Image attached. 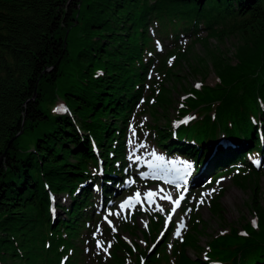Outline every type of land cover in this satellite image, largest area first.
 Returning <instances> with one entry per match:
<instances>
[{
	"label": "trees",
	"instance_id": "trees-1",
	"mask_svg": "<svg viewBox=\"0 0 264 264\" xmlns=\"http://www.w3.org/2000/svg\"><path fill=\"white\" fill-rule=\"evenodd\" d=\"M152 32L168 41L163 51L155 46ZM225 40L232 47L229 55L221 52L229 51ZM197 43L203 50L194 52ZM69 63L76 66L68 69ZM63 69L69 78L58 88ZM150 71L156 85L149 94L156 103L149 129L160 149L193 157L202 149L201 162L203 152L216 143L213 139L223 135L247 147L237 153L218 145L219 160L235 168L252 153L262 155L264 162L253 123L261 119L264 124V0H0V262L8 255L24 264H56L67 252L63 229L73 231L86 218L91 188L83 189V199L66 210L67 219L52 223L48 194H72L77 182L90 175L88 161H97L90 134L110 167L105 178L117 171L113 161L123 159L125 123L146 93ZM211 71L216 76L212 84L205 82ZM197 79L199 87L192 83ZM168 81L187 94L177 116L195 112L193 121L178 130L187 144L171 133L168 118L177 96L165 86ZM59 99L70 112L56 110ZM25 133L31 144L21 141ZM228 152L229 158L221 156ZM219 160L213 170L226 165H217ZM251 170L239 174L238 169L235 179L250 190L246 205L255 211L257 227L244 220L238 228L245 234H240L225 221L216 195L209 211L227 223L228 231L208 236V250L193 245L206 230L194 213L185 241L171 250L179 252L177 257L170 261V253L160 255L166 264H264V202L257 200L261 175ZM28 223L38 232L30 233ZM44 228L55 241L45 249ZM187 246L203 249L206 258L189 257ZM113 254L111 264H122L120 254ZM156 254L148 264L161 262ZM66 264H75L74 258L68 257Z\"/></svg>",
	"mask_w": 264,
	"mask_h": 264
},
{
	"label": "rangeland",
	"instance_id": "rangeland-1",
	"mask_svg": "<svg viewBox=\"0 0 264 264\" xmlns=\"http://www.w3.org/2000/svg\"><path fill=\"white\" fill-rule=\"evenodd\" d=\"M157 38H155L156 40ZM158 40V39H157ZM210 43L214 44L217 43L216 40L214 39H209ZM159 45V43H157ZM161 44H165L164 40H161ZM218 44V43H217ZM221 47H223V44L219 45ZM224 46L229 48V51H227L226 48H222L223 50L221 51L222 53H227L228 55L230 54L232 47L230 44L229 40H225L224 42ZM194 47V52H196L197 49H199L200 51L203 50L202 46L200 44H196L193 46ZM72 55H74V52H72ZM76 64H71L69 63V68L68 69H72V67H75ZM68 72L66 69H63V75L59 78L58 81V88H61L65 82L68 80ZM198 80V79H197ZM216 80V76L214 75L213 71H211L205 82L206 83H210L212 84L214 81ZM171 81V80H170ZM193 82V81H192ZM181 83L183 84V82L181 81ZM165 86L169 87L170 91L169 92H174L175 97L180 93V91H176L173 84L168 82H165ZM177 93V94H176ZM179 97V95H178ZM60 100V99H59ZM58 101V100H57ZM151 111V110H150ZM150 115H149V111L148 109L146 110V113H140V114H136L133 115V117L131 118L130 122H131V129L129 130V135L127 138V149H129L130 147V142L131 140L136 137V135H141V142L144 146H146V144L148 143V140L145 138V134L142 133L139 130V126L146 121H150ZM153 117V116H152ZM159 122L163 123L162 120H159ZM137 133V134H136ZM21 141H25L29 144H31L33 142L32 138L30 137V135H27V133L23 134L20 137ZM24 142V145H25ZM260 183H259V190L261 191L260 194H258V197L260 199L257 200H261V203L264 202V168L261 170L260 172ZM214 183H217L219 185L222 186V195L220 196L219 202L223 211V216L225 217V221L227 223H229L230 225H235L240 227L241 224H243L245 221L244 220H251L252 218H254L253 213L255 212L253 209H251L252 207H249L248 205H246V203L248 202V198L250 195V190L249 189H242L239 187L240 183L238 184H234L231 181V177L229 175H221L219 178H217L215 180ZM205 188L203 189V192H209L212 191V184H210L209 186H207V184L204 185ZM181 188V185H167L164 184L162 182L159 183H148V184H142L141 188L138 189L137 191L133 192L132 194H130V197H133L135 195V193L139 192L140 193V202L139 203H132L131 205L125 207L124 209L120 208V204L121 202L119 201V203H115L113 205L114 208H107V212L110 214V218L112 220V226H114L115 224H117V231L120 233V236H122L125 239L130 238V240H136L140 245L144 246L145 242L146 243H150L151 241H153L154 237H151L150 235L147 236L146 240L142 239V233L141 231L144 229L145 226V221L147 219L145 212L143 211V207L145 206L146 208H150L153 212L158 211L162 214V216H164L166 214V216H169V214H171V217L174 218L175 216V212H172V208L170 211L167 212V208L173 207V203L172 201L178 199L181 197V195L183 196L184 193L180 192L179 189ZM153 191L155 193V195L152 197L151 200H147L144 198V193L147 191ZM214 190H216L214 188ZM120 196V195H119ZM119 196H117V199H119ZM170 196L171 199H168L167 197ZM161 197H164L163 199ZM129 197H124L122 199H128ZM121 200V199H120ZM197 200L198 205H197V209L199 210V214L202 217V219L205 221V226H206V230L205 235L203 236H199L197 237L198 241H195L193 245H199V246H205L206 243L208 242L209 237L211 235H214L215 233H218L220 230H223L224 228H227V223L224 222H220L217 216H213L211 214V212L209 211L206 203H203L201 201L200 198H198L197 195H190V202H195ZM254 200V199H253ZM159 202L164 203V207H163V211H161L160 209H162V207L160 206ZM141 207V210H138V207ZM254 211V212H253ZM136 212L137 215V230H136V234L135 236L133 235H129L128 233L125 232V230H123L119 224H118V218L122 217L124 215H128V214H134ZM28 218V215H27ZM184 219H186L185 217H182ZM182 218H178L177 220V225L173 231L172 237L171 239L168 240V246L169 244H175L176 242V237H178L180 234L185 235V233L183 231L186 230L187 225L185 224V222L182 220ZM164 219V218H163ZM181 225H183V227H181ZM202 225V224H201ZM201 225H199V228L201 227ZM102 224H96L94 225L90 235L88 237V242L86 245V248H88V252L86 254V257H84V264H104L102 262H100V260L97 258L96 254L97 253H102L104 255H108V251L110 248L111 243L104 238V236L102 235ZM92 227V224L89 225V227L85 230H83V232H85V235L87 234L88 230ZM30 233H32V231H36L38 232V227H35L31 224H27V227H25ZM36 229V230H35ZM239 229V228H238ZM177 231H179V235H176ZM20 239H23V237H20ZM173 239V241H172ZM97 241H101L102 244L101 246H97ZM155 244H157V242H153L150 243V248H148V251H150L151 249H153V247L155 246ZM96 245V246H93ZM160 245V244H159ZM186 253L189 257H196V255L198 256L200 253V249L195 248V247H191V246H187L185 248ZM46 252V250H44ZM177 251V250H176ZM158 252H161V250H159ZM4 259L6 260V262H0V264H24V262L20 261V259L18 257L12 258L9 257L8 255H4ZM80 260H83L80 259Z\"/></svg>",
	"mask_w": 264,
	"mask_h": 264
},
{
	"label": "snow or ice",
	"instance_id": "snow-or-ice-1",
	"mask_svg": "<svg viewBox=\"0 0 264 264\" xmlns=\"http://www.w3.org/2000/svg\"><path fill=\"white\" fill-rule=\"evenodd\" d=\"M196 87H199V85H196ZM136 159L139 160L140 158L139 157H136ZM156 159H162V158L157 157ZM151 163H152L151 161H148L149 166H151ZM141 175L142 176H146L147 173H142ZM154 195H155V193L150 190V191H147V192L144 193V198L147 199V200H151ZM161 198L163 199L164 197H161ZM167 198L168 199H171L170 196H168ZM181 199H183V196L182 195H181L180 198L172 201V203H173L172 212H175L176 211V207L179 205ZM133 202H136V203H139L140 202V193L139 192L135 193V195L133 197H129L128 199L124 200L120 204V208L121 209H124L125 207L131 205ZM160 210L163 211V209H160ZM105 219H107V217H105ZM167 219L168 220L171 219V214H169V216H168ZM109 223H111V221H109ZM181 227H183V225H181ZM176 235H179V231H177ZM101 244H102L101 241H97V246L98 247L101 246Z\"/></svg>",
	"mask_w": 264,
	"mask_h": 264
}]
</instances>
